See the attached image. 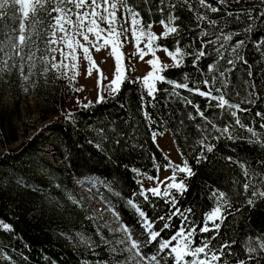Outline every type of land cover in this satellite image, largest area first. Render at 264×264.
<instances>
[{
  "label": "trees",
  "instance_id": "obj_1",
  "mask_svg": "<svg viewBox=\"0 0 264 264\" xmlns=\"http://www.w3.org/2000/svg\"><path fill=\"white\" fill-rule=\"evenodd\" d=\"M127 3L139 13L144 27L162 20L167 23L170 14L178 17L174 24H169L177 27L178 35L158 39L154 45L166 46L170 51H175L177 46L181 48L185 53L183 65L169 67L162 74L166 80L187 83L191 89L207 91L203 81L208 79L211 83V77L217 75L212 94L219 95L215 91L220 87L218 74L207 71V66L217 60L214 49L218 45H208L204 49L206 56L196 67L192 66L193 54L200 50L201 39L214 40L221 33L233 34L224 59L219 61L221 71L231 67L227 64L231 47L237 41H244L238 53L247 63H236L235 69L227 75L228 87L221 88L230 104H238L244 110L238 112L243 127L236 125L226 110L219 109L216 101L183 88L176 89L178 95H173V86L167 82H157L158 91L151 97L142 78L129 70L125 71L127 79L114 97L105 94L103 103L97 104L95 100L90 107L78 105L59 112L63 98L72 91L73 79L39 62L38 93L46 92L44 105L59 113L46 123V133L33 132L16 146L10 143L18 140L17 133L12 131L8 137L0 124V264H120L121 256L108 248L103 233L98 231L90 204L80 198L72 201L68 192L80 197L73 179H95L97 197L119 214V220L114 217L132 230L133 239L142 243L146 232L128 201L132 200L145 211L149 222L169 215L171 205L165 197L152 196L149 192L148 201L143 199L138 178L140 172L156 176L159 165L166 166L169 161L176 165L153 138L154 131L165 129L171 133L181 158L188 161L194 173L186 179L184 173L177 176V181L184 179L187 186L182 196L173 190L178 207L192 209L188 227L197 229L193 247L207 239L210 248L216 251L227 243L231 247L225 250L220 264L224 261L264 264V250L258 247L259 243H264V198L253 197V192L264 191V16L258 15L264 12V3L262 0H223V3L205 0L206 5L218 8L217 12L200 5L199 0H188L187 4L181 0H163V3L161 0H127ZM51 8L44 7L36 13L37 27L32 44L38 46L37 52H41L42 41L48 39L43 29H51L52 17L57 15ZM249 12L253 17L251 22ZM197 16L206 19L199 21ZM209 21H216V26L211 27ZM250 23L252 30L246 31ZM12 27L18 29V21L0 20L1 44L8 28ZM201 30L209 35L200 37ZM17 75L15 71L0 75V83L14 81ZM68 75L72 76L71 71ZM253 84L255 94L252 102H248ZM181 97L191 100L192 104H186ZM193 105H198L217 127L231 125L233 138L215 139L219 133L213 132L205 140L213 150L202 148L200 141L206 135L202 130L212 129ZM248 128L256 133L255 138ZM256 138L259 142H254ZM44 142L49 143L51 153L60 163L40 154ZM201 153L203 158L197 162ZM245 184H248L247 191ZM220 193L225 194L227 205L220 214L223 220H216L219 232L201 233L199 228L217 207ZM249 200L253 201L251 205ZM171 223L172 228L163 231L159 239H168L179 228L178 219L174 218ZM162 224L163 221L155 225L154 230L159 231ZM249 245L257 248L251 260L247 253ZM156 251L152 245L142 249L149 256ZM228 251L231 255H227ZM163 262L169 264L167 256Z\"/></svg>",
  "mask_w": 264,
  "mask_h": 264
},
{
  "label": "snow or ice",
  "instance_id": "obj_2",
  "mask_svg": "<svg viewBox=\"0 0 264 264\" xmlns=\"http://www.w3.org/2000/svg\"><path fill=\"white\" fill-rule=\"evenodd\" d=\"M182 3L187 4L188 0H181ZM220 3H223V0H219ZM239 2V0H237ZM52 0H0V20L9 19L14 23L18 21V29L16 27L8 28L5 33L7 44L12 49V52L15 56L19 57L21 60L20 72L23 75L24 72V63L27 62L29 65V74H31V68L34 65L35 52H30L27 57L23 55L24 48L30 47L33 43L32 35L36 30L37 21H36V13L43 9L46 4H51ZM163 3V0H161ZM264 3V0H262ZM67 4L72 7H65V0H57L56 6L51 8V12L57 13V15L53 16V23L51 25V32L47 42V50L52 53V59L55 60V52L57 49L52 47V45L57 43L56 40V31L64 33L61 36V40L64 42V48L61 51V61L59 63L52 62L51 68L54 71L59 72L61 69L64 70V74L69 79H74V76H69L70 71H74L76 67V48H82L85 53L86 58L91 61V57L88 55L89 47L87 45H92L96 47L101 44L102 46L111 45L112 54L115 57V74L111 82L103 88H101V94L98 95L96 103L105 102V97L102 94L104 91L108 92L109 97H114L121 90V85L127 79L124 74V69L121 63V53L118 49L121 45V36H124L125 39L126 33L129 31L128 29H124L123 31L117 30V25L120 21L117 19L116 12L118 8H123L125 12V20L130 19L131 21V32L134 40L136 41V46L139 50V56L141 59L144 58L145 55L151 53L153 54V59L147 61L149 65L152 66V70L149 71L141 80L147 93L149 96L154 97L155 93L158 91L156 88L157 82H167L173 86V95H178L176 93V89L183 88L188 91H193L200 96L206 97L210 101H216V106L221 110H226L228 114L234 118L235 124L243 127L241 124L238 112L244 111L240 108L238 104H230L227 99H225V93L221 91V88L228 87L227 75L230 74L236 66V63L243 61V57L239 56L238 50L244 44L243 40L237 41L235 45H233L230 49V57L227 60V64L231 67L225 68L223 71L220 70L219 61L224 59L225 50H227L228 42L233 39V34L228 35H217L216 38L209 39L204 41L201 39V48L199 51L195 52L193 59V67L197 66V63L206 56V52L204 49L212 44L218 45L214 49L217 54V60L212 64L207 66V71L209 73H217L219 77L220 87L215 88V91L219 93V95H213V87L217 84V75H213L211 77V83H209L208 79L203 81L204 86L207 88V91H202L200 88L191 89L188 87L187 83L177 84L171 80H166V77L162 74L169 67L179 68L183 65V57L185 53L182 52L181 48L177 46L175 51H170L166 46H162L163 50L167 52L168 56L173 58L175 61L173 65H160L157 67L159 63V59L155 57V48L154 42L158 39H167L172 34L178 35V29L175 26H169V24H174L175 20L178 17L174 15H169L168 22L161 21V24L165 26L164 33L161 36L157 37L150 30L145 31L143 26L142 19L139 18V13L135 11L133 8L128 6L127 0H67ZM199 4L211 9L212 12H217L219 9L216 7H212L211 5H206L205 0H199ZM73 8L75 11H73ZM172 8H175V5H172ZM191 10V6L189 5ZM164 9L161 8V12L163 13ZM11 13L12 15H9ZM51 14V13H50ZM232 15V13H229ZM259 16H264V12L258 14ZM75 16L73 20L72 17ZM197 20L204 21L206 17L197 16ZM239 18V16L237 17ZM248 19L251 22L253 17L251 13H248ZM101 23H107V28L100 27ZM211 27L216 26V21L208 22ZM148 28H151V25H148ZM252 26L249 24L246 31H251ZM0 31H3L0 28ZM18 32V34H17ZM209 33L205 30H201L200 37L208 36ZM238 35V33H237ZM90 36L94 37V39L90 40ZM147 38V52L144 49L139 48L140 42ZM82 41V42H81ZM222 41V42H221ZM177 45L179 41H176ZM3 44H0V52L3 51ZM179 57V58H177ZM11 58V57H9ZM42 62L47 64V57L41 58ZM3 63L6 65L7 60H4ZM47 71V68L45 69ZM92 71V63L89 64L88 73L91 74ZM251 77V73H249ZM27 76L24 77L27 80ZM140 80V78H138ZM99 83V82H98ZM253 92L249 93L248 102L251 101L252 95H254L255 85H252ZM182 98V97H181ZM185 99L186 104H192L191 100ZM91 102L83 105V107H90ZM196 109L197 114L205 119L207 124L211 125V131L207 129H203L206 133L204 139L200 141L202 148L211 152L213 150L212 146L205 144V140L208 136H211L213 132L219 133L218 136L214 137L215 139H220L221 137H227L228 139H232V133L230 131L231 125H225L223 128L217 127L216 124H213L211 120H208L207 117L204 116V113L200 111L198 105H193ZM71 115V114H69ZM257 115H261L257 113ZM194 118V117H190ZM264 127V125H262ZM249 132L253 133V137H256V133L252 128H248ZM155 134H153V138ZM119 141H117L118 143ZM254 142H259L258 138L255 139ZM99 147V146H97ZM203 158V153H201L200 157H197V162ZM167 168L172 169V175L170 177H165L164 181H159V177L157 176L155 179L158 181L157 186L150 189H143L140 192V195L147 202L149 197L147 193H151L152 196H163L166 198L167 202L171 205L170 213L167 217L158 216L149 222L146 212L141 210L139 206L133 203L132 200L128 201L129 207L133 210V214H138L140 218V224L146 232V237L144 241L138 242L137 239H133L132 230L129 229L126 225H121L120 231L124 233V240L121 243H126L127 250L133 256L134 264H161L164 261L165 256L168 257L169 264H220L221 261L224 260L225 250L230 249V244H222L219 249L213 251L209 246V241L207 239L202 241L200 246L193 247V237L196 234V227H188V215L191 213L192 209L188 208L185 210H181L178 207V200L176 196L173 195V190L176 191L179 195H183L184 192L187 191V186L184 182V179L190 177L194 173L192 169L188 165V161L185 160L183 166L175 165L171 161L166 165ZM180 173H184V179L177 181V176ZM247 175V172L245 173ZM167 181H171L167 183ZM165 185L163 192H161L160 185ZM245 191L248 189V184L244 185ZM259 196L264 198V191L253 192V197ZM248 203L251 205L253 203L252 200H249ZM227 205V200L225 199V194L220 193V196L217 200V207L210 213L204 223L203 226L199 228L201 233L204 232H219L220 225L216 223L217 219L223 220V216L220 215L222 208ZM230 207V205H228ZM116 218L119 220V214L113 212ZM176 218L180 221L179 228L173 232V234L168 239H159L161 237V233L165 230L172 228V220ZM163 221L162 226L159 231L154 230V226L160 224ZM209 223L212 224V227H209ZM4 227H7L5 225ZM187 228V231H186ZM173 241H176V244L173 245ZM152 245L157 248L155 254L147 255L142 252L143 248ZM259 249L264 250V243L258 244ZM217 252L219 254H217ZM247 253L249 256V260L253 258V254L257 253V248L251 247V245L247 248ZM227 255H231V252L228 251ZM187 257H191L189 261ZM224 264H227L224 261ZM240 264H248L247 261H240Z\"/></svg>",
  "mask_w": 264,
  "mask_h": 264
},
{
  "label": "rangeland",
  "instance_id": "obj_3",
  "mask_svg": "<svg viewBox=\"0 0 264 264\" xmlns=\"http://www.w3.org/2000/svg\"><path fill=\"white\" fill-rule=\"evenodd\" d=\"M57 0H52L51 4H46L45 7L51 8ZM68 6L67 4L64 5ZM73 11L75 9L73 8ZM9 15H12L9 13ZM117 19L120 23L117 25L118 31H123L128 29L126 33L127 39L121 36V47L118 51L121 53V63L124 69L129 70L132 74H135L143 78L149 71L152 70V66L147 63L148 60L153 59V54L149 53L144 56L143 59L139 56V50L136 46V41L134 40L131 32V21L130 19L125 20V12L123 8H118L116 12ZM75 19V16L72 17ZM11 22H13L11 20ZM14 23V22H13ZM151 28L148 26L144 27L145 31H151L156 36H161L164 33L165 26L159 23H151ZM100 27L107 28V23H101ZM42 26H40L41 30ZM44 34L50 36L51 29H43ZM64 33L59 30L56 31L57 43L52 45L57 51L55 52V60L52 59V53L47 50V40H43L40 45V51L36 45L31 44L30 47H25L23 55L27 57L30 52H35L34 65L31 68V74H29V65L27 62L24 63L23 75L20 72L21 60L19 57L15 56L12 49L7 44L6 39H2V44L4 45L3 51L0 52V75H6V73L15 71L18 73L17 79L14 81L5 80V82L0 83V124L3 130L7 133L8 137H11V132L15 131L18 135V140L12 141L11 146H16L21 140L30 135L33 132L43 131L46 133V123L52 119L57 113L68 110L74 106L85 105L89 102L95 101L98 95L101 94V88L109 84L115 74V57L112 54L111 45L102 46L101 44L93 47L92 45H87L89 47L88 55L91 57L89 61L82 48H76V67L74 71H71L74 79L72 81V91L69 95L63 98L59 112H54V110L44 102L47 100L46 92L39 94L37 90V79H38V63L43 64L47 68H51V63H59L61 61V49L64 48V42L60 39ZM94 37L90 36V40ZM1 40V39H0ZM82 42V41H81ZM1 44V42H0ZM147 38L145 37L139 45L147 52L146 48ZM155 48V57L159 59L157 67L160 65L173 64L175 61L173 58L168 56L167 52L163 50V47ZM67 51L66 48H64ZM11 57V58H9ZM43 57H47L48 63L42 62ZM7 60V64L3 63ZM92 63L91 74L88 73L89 64ZM64 72L63 69H61ZM27 76V80L24 77ZM7 81V82H6ZM99 82V83H98ZM103 95L108 94L107 91L102 93ZM155 134L154 140L160 149L166 154L176 165L183 166L184 160L181 158L178 149L173 141L171 133L165 129L162 131L156 130L153 132ZM43 149L40 154L49 157L51 160L55 159L56 163H60V160L56 158L54 153H51L49 143L43 144ZM172 175V169L166 166L159 165L158 172L156 176H149L143 172L139 173V182L143 189L147 190L157 186L158 181L155 179L159 177V181H164L165 177H170ZM171 181H167L170 183ZM73 185L76 187L79 196L68 192L69 198L72 201L85 199L90 207L93 209V214L97 219L98 231L102 232L104 235V240L108 245V248L119 254L121 256L120 264H134L133 256L127 250L126 243H121L124 240V233L120 231L122 223H120L115 217L113 212L108 209V207L100 201L94 192L96 187L95 179L85 178L84 180L73 179ZM165 185L161 184V192H163ZM213 212V211H212ZM211 212V213H212ZM124 225V224H123ZM176 244V241L173 245ZM190 261L191 257H187ZM161 264H165L161 262Z\"/></svg>",
  "mask_w": 264,
  "mask_h": 264
}]
</instances>
